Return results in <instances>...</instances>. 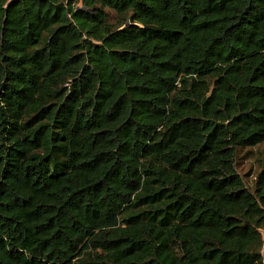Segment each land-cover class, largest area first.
<instances>
[{
    "label": "trees",
    "instance_id": "1",
    "mask_svg": "<svg viewBox=\"0 0 264 264\" xmlns=\"http://www.w3.org/2000/svg\"><path fill=\"white\" fill-rule=\"evenodd\" d=\"M263 141L264 0H0V264H264Z\"/></svg>",
    "mask_w": 264,
    "mask_h": 264
},
{
    "label": "rangeland",
    "instance_id": "2",
    "mask_svg": "<svg viewBox=\"0 0 264 264\" xmlns=\"http://www.w3.org/2000/svg\"><path fill=\"white\" fill-rule=\"evenodd\" d=\"M110 13V20L116 22V12L107 9ZM264 166V141L250 147H242L236 153V168L239 174L244 178L247 187L253 191L254 182L258 172ZM264 253V229H262Z\"/></svg>",
    "mask_w": 264,
    "mask_h": 264
}]
</instances>
